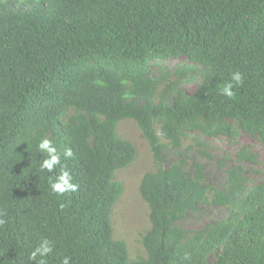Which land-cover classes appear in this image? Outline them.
<instances>
[{
  "label": "trees",
  "instance_id": "obj_1",
  "mask_svg": "<svg viewBox=\"0 0 264 264\" xmlns=\"http://www.w3.org/2000/svg\"><path fill=\"white\" fill-rule=\"evenodd\" d=\"M235 72L229 99L220 89ZM127 120L155 167L139 185L150 227L136 261L110 221L114 175L136 158L116 132ZM241 133L264 145V0H0V264H35L43 240L47 264H264V181L249 185L242 167L256 156L241 148L214 188L182 154ZM43 138L61 157L52 172ZM61 170L75 192L51 191ZM199 206L227 216L183 229Z\"/></svg>",
  "mask_w": 264,
  "mask_h": 264
},
{
  "label": "rangeland",
  "instance_id": "obj_2",
  "mask_svg": "<svg viewBox=\"0 0 264 264\" xmlns=\"http://www.w3.org/2000/svg\"><path fill=\"white\" fill-rule=\"evenodd\" d=\"M177 62H182L178 60ZM174 64V63H173ZM186 94H192L196 85L183 84L181 86ZM117 135L130 142L136 149L135 160L125 169L114 175V180L121 184L122 193L115 203L111 213L112 237L115 241L124 242L130 261L146 259V252L141 245V238L149 229L148 208L139 195V185L142 177L155 170L152 156L145 139L132 121H122L116 129ZM196 134L191 133L190 137ZM206 143V148L201 149L190 141L183 144L182 154L186 163V169L190 168L192 161H197L204 166L207 175V183L214 188H220L225 181V172L234 164L236 153L244 148L256 156L255 164H242L249 185H256L264 181V145L256 139H251L241 133L235 142L219 138L212 140L200 138ZM189 148V150H187ZM206 155V156H204ZM227 211L216 206H199V211L190 214L181 227L189 232L203 229L205 226L224 219ZM219 251L209 256V262L215 261Z\"/></svg>",
  "mask_w": 264,
  "mask_h": 264
},
{
  "label": "clouds",
  "instance_id": "obj_3",
  "mask_svg": "<svg viewBox=\"0 0 264 264\" xmlns=\"http://www.w3.org/2000/svg\"><path fill=\"white\" fill-rule=\"evenodd\" d=\"M231 81L225 84L221 89L220 92L222 95L226 96L227 98L231 99L234 96L233 89V82L235 86H239L243 83V77L240 72H235L231 76ZM38 151L41 153L46 154L47 158L44 159L40 164L41 171H48L52 172L54 168L60 164V154L57 152L55 146H53L52 141L43 138L38 144ZM72 156V152L70 149H66L64 152L65 159L70 158ZM72 177L69 175L68 171L61 170L60 174L55 178V180L50 184L51 191L55 194H64L66 192H75L77 190V185L73 184ZM3 221H0L2 224ZM53 246L52 242L48 240H43L38 247H36L30 254L29 260L34 261L35 264H47L46 257L52 253ZM61 264H69V258L64 257Z\"/></svg>",
  "mask_w": 264,
  "mask_h": 264
}]
</instances>
